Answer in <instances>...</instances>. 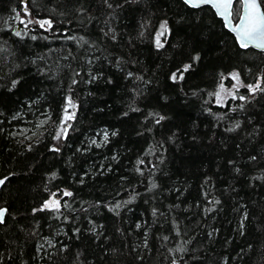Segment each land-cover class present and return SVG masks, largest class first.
<instances>
[{
    "label": "trees",
    "instance_id": "trees-1",
    "mask_svg": "<svg viewBox=\"0 0 264 264\" xmlns=\"http://www.w3.org/2000/svg\"><path fill=\"white\" fill-rule=\"evenodd\" d=\"M0 179V264H264V53L181 0H0Z\"/></svg>",
    "mask_w": 264,
    "mask_h": 264
},
{
    "label": "snow or ice",
    "instance_id": "snow-or-ice-1",
    "mask_svg": "<svg viewBox=\"0 0 264 264\" xmlns=\"http://www.w3.org/2000/svg\"><path fill=\"white\" fill-rule=\"evenodd\" d=\"M191 2L192 0H185V3H191ZM105 3H107V0H105ZM200 3H205V4L211 3L212 6L217 10V14L224 17L226 21L229 20L233 15L232 12L233 0H200ZM241 4H242V13L239 14L238 16L240 23L236 24L235 27L232 29L236 33L237 40L240 43V46L242 48H246L249 45H254L257 48L264 49V11L261 10V4L258 2V0H241ZM108 6L112 7L111 4H109ZM25 13H27L26 8H25ZM17 19H19V16H17ZM20 23H25V21L20 20ZM27 23H32V21H28ZM37 23H39L41 27H44L45 25H47L48 28L52 27V23L49 20L37 21ZM25 27H27L26 24ZM161 28L166 31L167 30L166 23L162 24ZM15 34L17 36L21 35L20 32H16ZM33 39H35V37H33ZM157 43L159 45V41H157ZM188 67L189 66H185L184 71H187ZM172 78L174 80L177 79L176 73H173ZM233 79L239 82L238 74L234 73ZM73 83H75V81H73ZM248 87L250 91L253 92L256 90H262L260 89L259 84H257L255 87L251 85H249ZM240 99H244V97H240ZM217 100L218 101L221 100L219 93H217ZM74 107L75 105L72 103L71 99L69 98L64 110L65 111L64 121L73 119L74 113L72 115H69L68 108H74ZM67 130H68L67 127H63L62 131L57 133V137L59 138L61 135H65L67 133ZM3 183L4 181L0 180V184ZM153 187H155V185H153ZM64 195L71 196L72 193L64 192ZM59 207H60V202L55 199L46 201L45 204L43 205L44 209L58 210ZM117 207H119V205H117ZM5 212H6L5 209H0V223L4 222ZM137 227H139V225H137Z\"/></svg>",
    "mask_w": 264,
    "mask_h": 264
},
{
    "label": "water",
    "instance_id": "water-1",
    "mask_svg": "<svg viewBox=\"0 0 264 264\" xmlns=\"http://www.w3.org/2000/svg\"><path fill=\"white\" fill-rule=\"evenodd\" d=\"M181 1H182L187 7L192 8V9H198V8H201V7H209V8L213 11V13L215 14V16H216L219 20H221V22H222L224 28L226 29V31H228V32L233 36V38H234V40H235L237 46H238L240 49H243V50H246V49H252V50H255V51H259V52H263V53H264V49L257 48V47H255L254 45H249V46L246 47V48H242V47L240 46V43H239L238 40H237L236 33L232 30V29L235 27L236 24L240 23L238 16H239V14L242 13V4H241V0H239L240 8H239V13H238L237 19H236L235 21H234V19H233V15H232V17H231L229 20L226 21L224 17H222V16H220V15L217 14V10L212 6L211 3H208V4L200 3V0H192L191 3H185V0H181ZM236 1H237V0H233L232 11H233L234 4L236 3ZM258 2H259V0H258ZM194 5H195V6H194ZM261 10H262V7H261ZM262 11H263V10H262ZM0 180H2V179H0ZM0 186H1V184H0ZM0 209H4V208H0ZM0 224H1V223H0Z\"/></svg>",
    "mask_w": 264,
    "mask_h": 264
},
{
    "label": "rangeland",
    "instance_id": "rangeland-1",
    "mask_svg": "<svg viewBox=\"0 0 264 264\" xmlns=\"http://www.w3.org/2000/svg\"><path fill=\"white\" fill-rule=\"evenodd\" d=\"M234 13H236V9H234ZM221 85L222 86L218 89L217 93L220 94V97L222 99H225L227 96L232 95V89H229L224 83H222ZM28 134L26 131V132H23L22 135L27 136V138H30L31 135H28Z\"/></svg>",
    "mask_w": 264,
    "mask_h": 264
},
{
    "label": "bare ground",
    "instance_id": "bare-ground-1",
    "mask_svg": "<svg viewBox=\"0 0 264 264\" xmlns=\"http://www.w3.org/2000/svg\"><path fill=\"white\" fill-rule=\"evenodd\" d=\"M237 4H240L239 2H237Z\"/></svg>",
    "mask_w": 264,
    "mask_h": 264
}]
</instances>
